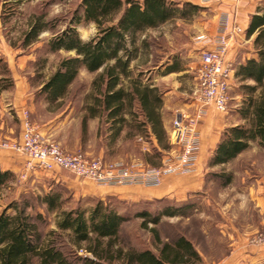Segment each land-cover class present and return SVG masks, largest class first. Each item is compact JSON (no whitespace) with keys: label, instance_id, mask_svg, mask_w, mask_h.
I'll return each instance as SVG.
<instances>
[{"label":"trees","instance_id":"obj_1","mask_svg":"<svg viewBox=\"0 0 264 264\" xmlns=\"http://www.w3.org/2000/svg\"><path fill=\"white\" fill-rule=\"evenodd\" d=\"M191 1L181 4L174 0H80L70 23H93L95 34L83 40L74 26L48 42L50 52L73 51L62 58L55 70L41 82L38 93L48 103L63 99L81 68L96 72L90 100L84 105L82 134L87 120L98 118L109 133L113 144L122 132L130 136L151 134L156 140L153 154L145 153V167L162 165L161 151L172 144L163 124V92L151 80L150 72L162 73L180 69L181 58H153V42L148 31L178 18H186L198 9ZM47 29L43 15L29 22L22 36V45H31ZM251 39V55L233 65V78L238 84L239 103L235 111L242 123L226 126L209 159V166L222 165L257 141L264 147V1L249 15L244 30ZM14 86L10 68L0 57V93ZM111 144V145H112ZM208 176L222 184L230 175L222 171ZM15 180L10 170H0V190ZM44 205L46 211H58L56 229L43 236L37 219L28 208L32 202ZM184 207V206H183ZM184 209V208H183ZM181 210L166 212L173 216ZM126 217L109 208L101 200L89 209H62L61 193L49 191L43 195H20L0 209V264H199L201 256L185 234L163 240L157 229L150 228L154 247L135 248L122 242L120 228ZM157 224L159 217L149 218ZM65 234L75 247L64 249L58 236ZM72 246V247H73ZM76 248L88 254H77Z\"/></svg>","mask_w":264,"mask_h":264},{"label":"rangeland","instance_id":"obj_2","mask_svg":"<svg viewBox=\"0 0 264 264\" xmlns=\"http://www.w3.org/2000/svg\"><path fill=\"white\" fill-rule=\"evenodd\" d=\"M79 1L0 0V57L9 64L10 71L14 70L24 79L29 88L30 95L24 107L31 121L37 125L51 120L47 139L69 151H80L89 157L103 158L107 163L115 160L128 164L142 162L145 153H154L156 140L151 134L133 137L122 132L111 145L105 124L98 118L88 119L87 131L82 134L81 119L85 113L83 108L90 100L89 95L96 72H88L81 68L76 79L69 86L66 96L56 103H48L43 95L38 93L41 82L55 70L59 61L74 54L73 51L65 50L50 52L48 42L69 26H74L70 20ZM174 1L179 4L184 1H196L199 7L186 18L176 17L159 28L148 31L150 41L153 42V58L158 56L160 61L173 55L181 58L180 66L184 72L180 74L162 73V70L150 73L151 80L161 90L169 89L173 92L170 97L171 106H175L182 97L189 100L196 88L195 66L201 51L197 45V43L201 45L198 38L214 37L224 14L229 16L231 24L236 23L243 27L249 16L248 12L262 4L264 0ZM36 15L44 16L47 29L41 32L31 45L23 46V33ZM74 27L83 40L91 38L96 32L93 23ZM209 27L214 30L212 34L207 33ZM232 45L236 48L234 51L229 49L228 57L235 65L237 60L251 51V41L245 38L244 33L237 34L231 39L230 46ZM237 87L238 84L232 77L228 112L239 100ZM12 97L7 93L0 97V139L14 140L20 134L21 110L17 111L10 104L9 99ZM171 110L168 111L166 119L172 118ZM166 122L171 129V121L166 120ZM175 152L177 148L173 145L168 150H162V161ZM209 172L212 171L208 169V174ZM14 175L15 180L0 190V209L10 200L18 199L20 195H43L49 191H58L61 193L62 209L76 207L89 209L101 200L109 208L125 216L126 220L120 228V238L122 242L135 248L153 249L154 238L150 228H155L163 240L173 238L177 234H185L211 258L218 257L226 251V240L217 237V232L212 230V223L218 219V205L215 203L219 193L217 184L207 183L205 189L190 192L184 199L177 191L169 196L159 192V189H148L150 187L142 185L98 186L91 180L76 177L64 170L56 174L37 170L29 173L26 178H20L19 173ZM173 182L176 183L175 185L179 184L178 180ZM173 210L181 211L173 216L166 214ZM28 212L34 217L38 213L41 215L37 219V224L43 236L56 229L58 211H46L44 205L34 201ZM150 217H159L158 223L149 221ZM203 228L206 235L202 231ZM261 230L264 228L256 232ZM57 240L64 249L69 247L75 249L65 234L60 233ZM76 251L79 255L88 254L79 248H76Z\"/></svg>","mask_w":264,"mask_h":264},{"label":"crops","instance_id":"obj_3","mask_svg":"<svg viewBox=\"0 0 264 264\" xmlns=\"http://www.w3.org/2000/svg\"><path fill=\"white\" fill-rule=\"evenodd\" d=\"M193 3L198 5L196 1H193ZM255 9L256 7L249 11L248 14H252ZM248 18L249 16L242 27L244 30L247 26ZM208 31V34L214 32L211 27L208 28ZM247 40L251 41V39ZM197 45L201 49L205 46L198 43ZM234 48H236L234 45L230 46L231 51H234ZM251 54V52H247L241 59L249 57ZM228 58L230 59V57ZM166 60L170 62V58ZM199 62L200 56L197 58L195 70ZM163 69L164 67L160 70ZM152 71H155V69L151 70V72ZM182 72H184V70L180 67L178 71L169 73L180 74ZM11 73L14 79V86L11 90L2 91L0 97L5 93H7V95H12V99H9L10 104H12L17 111L21 110L22 112L26 109L24 106L26 99L30 95L29 88L24 79L18 76L14 70H11ZM162 92L163 105L161 112L163 124L169 136L170 126L169 123L167 124L166 120L172 121L176 111H192L194 107V102L192 101L193 93L189 100L180 97L181 100H178L175 106H171L170 97L173 92L169 89L165 91L162 90ZM239 100L233 105L234 108L229 112H219L212 106L207 107L206 114L198 125L200 148L195 172L164 175L158 186L148 188L154 190L159 189V192L166 193V195L169 196L175 194L177 191L178 194L185 199L188 193L205 189L207 183L217 184L219 193L215 203L218 205V219L216 222L212 223V230L217 232V237L226 240V251L219 254L218 257L211 258L194 244L201 256L200 263L202 264H264V245L257 246L249 242V237L252 233L256 232L258 229L264 228V147L257 141H252L247 149L238 153L236 157L227 163L212 167L208 165L209 159L214 152L223 129L226 126L243 122L239 114L235 111ZM170 110L173 111V116L171 119H166V115ZM50 122L51 120H47L37 124L39 130L46 138L49 137L48 134L51 128ZM63 149L67 152H72L64 147ZM22 163L23 158L21 155L13 151L0 149V170H10L17 174L22 167ZM215 168L219 169V172L222 171L230 175L227 183L222 184L219 179L208 176V169L215 172L217 171L214 170ZM58 172H60V170L50 173L56 174ZM174 180H178L179 184L175 185L176 183L174 184ZM171 182H173V184ZM202 231L205 234L204 228Z\"/></svg>","mask_w":264,"mask_h":264},{"label":"built area","instance_id":"obj_4","mask_svg":"<svg viewBox=\"0 0 264 264\" xmlns=\"http://www.w3.org/2000/svg\"><path fill=\"white\" fill-rule=\"evenodd\" d=\"M229 16L221 18L214 37H200L205 45L200 51V62L195 70L197 87L193 93L192 111H176L171 121L170 143L177 152L166 157L159 167H145L142 162H106L100 157L67 152L58 143L47 139L34 124L27 110L20 114L21 130L14 140L0 139V149L11 150L23 158L20 178L33 171L64 170L76 177L86 178L99 186L142 185L155 187L167 174H188L196 171L200 137L198 125L208 106L219 112L229 109V87L233 77V63L228 58L233 35L243 34L242 26L231 24ZM249 242L264 245V230L254 233Z\"/></svg>","mask_w":264,"mask_h":264}]
</instances>
